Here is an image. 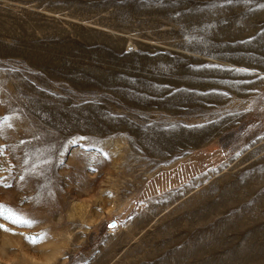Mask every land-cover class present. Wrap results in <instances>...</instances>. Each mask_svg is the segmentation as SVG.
Listing matches in <instances>:
<instances>
[{
	"label": "rangeland",
	"instance_id": "obj_1",
	"mask_svg": "<svg viewBox=\"0 0 264 264\" xmlns=\"http://www.w3.org/2000/svg\"><path fill=\"white\" fill-rule=\"evenodd\" d=\"M0 205V264H264V0H0Z\"/></svg>",
	"mask_w": 264,
	"mask_h": 264
},
{
	"label": "snow or ice",
	"instance_id": "obj_2",
	"mask_svg": "<svg viewBox=\"0 0 264 264\" xmlns=\"http://www.w3.org/2000/svg\"><path fill=\"white\" fill-rule=\"evenodd\" d=\"M81 139H84V138H81ZM76 141H73V143H75ZM5 186H8V185H5ZM2 207H4L3 205H0V208H2ZM7 218H9V219H11L12 220V222H14V223H22V224H28V223H31V221H28V220H22V219H19V218H16L15 216H13L12 214H9V216L7 217ZM5 226H3V225H0V228H4ZM7 230V229H6ZM41 239H43V238H46V233L45 234H41V237H40ZM30 239V241L32 242V243H36L37 242V240L35 239V238H29Z\"/></svg>",
	"mask_w": 264,
	"mask_h": 264
},
{
	"label": "water",
	"instance_id": "obj_3",
	"mask_svg": "<svg viewBox=\"0 0 264 264\" xmlns=\"http://www.w3.org/2000/svg\"><path fill=\"white\" fill-rule=\"evenodd\" d=\"M115 224H116V222H114V223L112 224V226L115 225Z\"/></svg>",
	"mask_w": 264,
	"mask_h": 264
}]
</instances>
